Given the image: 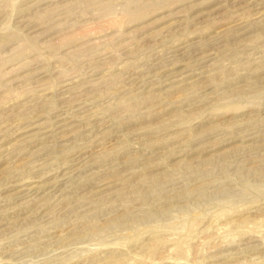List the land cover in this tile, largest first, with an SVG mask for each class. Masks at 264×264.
<instances>
[{"label":"rangeland","instance_id":"obj_1","mask_svg":"<svg viewBox=\"0 0 264 264\" xmlns=\"http://www.w3.org/2000/svg\"><path fill=\"white\" fill-rule=\"evenodd\" d=\"M0 264H264V0H0Z\"/></svg>","mask_w":264,"mask_h":264}]
</instances>
